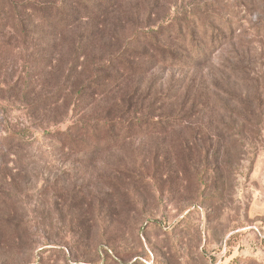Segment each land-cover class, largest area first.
Returning <instances> with one entry per match:
<instances>
[{
	"label": "rangeland",
	"instance_id": "rangeland-1",
	"mask_svg": "<svg viewBox=\"0 0 264 264\" xmlns=\"http://www.w3.org/2000/svg\"><path fill=\"white\" fill-rule=\"evenodd\" d=\"M137 3L140 14L120 22L119 42L144 29L149 12L207 14L212 25L219 15L234 38L206 62L113 74L106 94L72 107L74 93L66 107L63 99L40 113L37 92L68 95L78 86L35 75L47 53L30 56V37L19 36L0 0V218L10 225L0 264H264V0H132L120 8ZM80 30L62 34L56 58L68 57L62 41ZM93 48L100 60L118 49L112 40ZM104 65L97 61L82 85L105 77ZM164 115L179 123L166 134L120 135L92 153L61 138L65 130L79 136L69 128L79 118Z\"/></svg>",
	"mask_w": 264,
	"mask_h": 264
},
{
	"label": "trees",
	"instance_id": "trees-1",
	"mask_svg": "<svg viewBox=\"0 0 264 264\" xmlns=\"http://www.w3.org/2000/svg\"><path fill=\"white\" fill-rule=\"evenodd\" d=\"M131 1L20 0L15 3L14 0H2V12L8 8L14 13L15 20H17L16 26L20 32L19 36L24 39L30 37L33 43V52H30V56L36 54L39 58L42 54L47 53L45 57L40 58L34 64L35 75L46 78V85H49V82L58 83L65 76L72 78L73 86H78L68 95L61 91H47L43 94L42 91L37 92L32 99L33 102L31 101L33 109L40 113L45 112L52 106H61L63 99H65L63 105L66 107L68 98L76 93V97L71 101L72 107H75L85 95L103 94L108 86L114 84L113 74L129 78L141 72L145 73L156 65L189 68L202 61L206 62L210 52L224 47L234 38L235 29L232 28V24L219 15L214 19V25H212L207 14L194 17L187 13H182L180 16H168V13H165L161 18L152 19L153 14L149 12L148 25L135 32L125 42H119L122 35L118 33L117 29L121 25V20L128 14L137 16L140 14L136 9L138 3L121 10L120 7L123 4L126 6ZM157 1L159 0H155V2ZM76 25L81 27L79 33H70L61 44L66 46L68 57L65 58L62 55V59L56 58L55 50H52L54 44L62 37V34ZM45 40L52 45L48 52L43 49L39 50V47L36 46ZM107 40H112L118 47L113 56L101 60L92 56L95 51L93 46ZM102 50L106 51L103 48ZM134 58L141 61L140 64L131 62V59ZM41 59L44 62H41ZM87 59L88 62H86ZM97 61L99 64L105 63L102 68L106 76L102 79H93L86 85H82V82L87 78L85 75ZM18 75L21 79V72ZM16 84H20V82L18 81ZM178 124L175 118L168 115H164L160 119L148 116L134 117L127 122L117 119L92 122L79 118L72 124V127H69L79 136L71 140L72 133L65 130L61 138L67 147L74 146L81 151L92 153L114 146L113 142L120 135H164ZM237 135H241V133L237 132ZM4 202L1 190V209ZM1 219L0 237L1 232L4 233L10 228V225L5 224V220ZM9 238L5 237L6 244H9Z\"/></svg>",
	"mask_w": 264,
	"mask_h": 264
}]
</instances>
